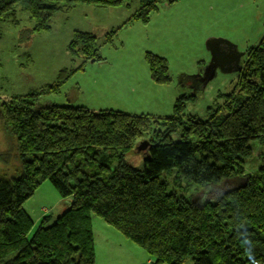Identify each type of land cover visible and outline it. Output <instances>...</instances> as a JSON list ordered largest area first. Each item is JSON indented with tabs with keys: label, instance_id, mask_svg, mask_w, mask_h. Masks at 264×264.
I'll use <instances>...</instances> for the list:
<instances>
[{
	"label": "trees",
	"instance_id": "obj_1",
	"mask_svg": "<svg viewBox=\"0 0 264 264\" xmlns=\"http://www.w3.org/2000/svg\"><path fill=\"white\" fill-rule=\"evenodd\" d=\"M130 1L0 0V40L2 24L20 26V9L32 23L30 36L51 31L61 12L110 10ZM153 10L158 6L148 2L134 17L147 25ZM115 35H107L109 42ZM68 51L82 54L85 63L100 61L97 37L90 33L75 32ZM244 57L235 89L206 121L184 119L186 102L195 95L176 99L170 118L36 108L37 95L57 93L85 63L62 70L53 85L26 97L0 96V128L15 139L21 163L18 176L0 173V264H96L93 215L142 248L153 264H264V152L254 172L246 166L252 142L264 147V39ZM146 61L156 84L172 83L166 59L146 53ZM151 130L139 171L125 155ZM10 158L0 153L7 165ZM113 158L119 159L114 169ZM173 173L179 186L215 187L217 195L202 204L169 191L161 176ZM46 181L61 198H71L70 206L52 225L44 217L28 239L34 222L24 204Z\"/></svg>",
	"mask_w": 264,
	"mask_h": 264
},
{
	"label": "rangeland",
	"instance_id": "obj_2",
	"mask_svg": "<svg viewBox=\"0 0 264 264\" xmlns=\"http://www.w3.org/2000/svg\"><path fill=\"white\" fill-rule=\"evenodd\" d=\"M144 2L131 0L126 6L104 11L76 7L69 12L57 14L51 31L30 36L27 33L32 28L29 15L18 10L20 26L15 27L11 23L1 25L0 96L10 101L18 96L26 97L53 85L62 70L79 69L85 59L82 54L71 56L68 45L75 32H84L97 37L100 61H87L57 93L37 95L36 108L50 105L79 106L87 108L91 114L113 111L141 116L144 115L145 108H149L154 102L157 106L164 96L163 93H155L147 85L151 76L149 78L146 53L166 59L171 84L176 92L183 74L188 77L203 75L204 78L211 61V52L206 47L208 38L223 39L234 45L240 54L258 46L264 39V0ZM148 2L156 3L158 11L153 10L149 23L144 25L134 16ZM168 25L169 29L166 28ZM112 31H116V35L109 42L107 35ZM244 61L245 57L242 58V63ZM239 74V71H224L220 67L216 70L215 77L201 86L200 92L189 90L186 96L196 97L195 100L186 102L184 119L193 117L199 121L208 120L210 114L222 106L226 97L233 92L239 81ZM180 97L178 95L176 99ZM173 113L174 110L168 116L159 117L170 118ZM152 134L153 130L145 134L125 155V160L136 170L145 169L143 151ZM172 140L179 142L180 133L173 134ZM15 144V139L0 128V153H9L11 156L8 165L0 161V173L19 175L21 163L15 158ZM252 150V158L246 163L249 172L258 168V158L264 152V147L252 142ZM118 162V158H113L111 167L114 169ZM175 176L176 173L172 176L163 174L161 180L168 183L169 191H176L194 203L203 204L217 195L215 187L203 189L198 185L189 186L184 181L179 186V180H174ZM70 200L71 198H61L50 182H43L34 196L24 204L25 211L34 222L28 239L32 238L44 218L42 208L48 210L46 217L49 216L48 224L52 225L69 209ZM92 229L94 234L97 233V264H128L131 258L138 261L137 254L126 252V247L122 244L125 238L95 215L92 216ZM108 240L113 244L110 248H106ZM135 247L141 251L140 257L141 253L144 257H149L142 248L137 245ZM185 264L193 263L188 260Z\"/></svg>",
	"mask_w": 264,
	"mask_h": 264
},
{
	"label": "crops",
	"instance_id": "obj_3",
	"mask_svg": "<svg viewBox=\"0 0 264 264\" xmlns=\"http://www.w3.org/2000/svg\"><path fill=\"white\" fill-rule=\"evenodd\" d=\"M100 10V9H99ZM112 10V9H110ZM104 11V10H103ZM170 25V23H168ZM169 25L166 26L167 29H169ZM210 39V38H208ZM94 63H96L94 61ZM227 66V65H225ZM228 68V67H226ZM149 78H150V74H149ZM196 77L192 76V77H188L187 74H183L182 79L177 87V91L175 92L173 89V84L170 85H159L156 84L154 81L150 79L147 80V85L150 87L151 90H153L155 93H163L164 96L163 98L160 100L159 104L156 106L155 102L154 104L149 108H145L144 109V115H158L156 117L159 116H168L172 113L173 107H174V103H175V99L176 97H178V95L181 96H186L187 93L190 91H194L196 90L200 85L201 82H198L195 80ZM203 86V84H202ZM179 88V90H178ZM166 89H170V91L168 92ZM79 107V106H78ZM148 113V114H147ZM143 115V114H142ZM163 118V117H162ZM71 201V200H70ZM70 201H68L70 203ZM69 205V204H68ZM47 211L45 208L41 209V213L43 215V217H46L47 215ZM50 219V218H49ZM40 221V220H39ZM97 233H95V237H96ZM124 242H122V244L125 245L126 247V252L130 251L133 254H137L139 256L138 261L136 262L135 259L131 258V262L128 264H153L154 263V259L150 258V257H144L141 253V257H140V250L135 247V245L133 243H130V241H128L127 239H123ZM94 242H95V238H94ZM106 248H110L113 244L110 243V241H106ZM121 246V245H120ZM96 264H97V256H96Z\"/></svg>",
	"mask_w": 264,
	"mask_h": 264
},
{
	"label": "water",
	"instance_id": "obj_4",
	"mask_svg": "<svg viewBox=\"0 0 264 264\" xmlns=\"http://www.w3.org/2000/svg\"><path fill=\"white\" fill-rule=\"evenodd\" d=\"M206 47H207L208 51L211 52V61L209 63L208 69L204 75V78H203V75H200V77L202 79L201 82H202L203 86L206 85L208 83V81L212 80L215 77L216 70L220 67L224 71L225 70L239 71L241 69L242 65L240 64V60H241V58L244 57L245 53L240 54V52L237 51V49L234 45L228 43L227 41H225L223 39L210 38L206 41ZM224 47H226L228 49V51H230L232 49L233 54L238 58V62H237L236 66L230 67V68L228 67L230 55L229 54L224 55L222 53V50ZM219 61H222L223 63L219 64L218 63ZM92 63H94V60L92 61ZM225 65H227V66H225ZM226 67H228V68H226ZM144 150H146V148Z\"/></svg>",
	"mask_w": 264,
	"mask_h": 264
},
{
	"label": "flooded vegetation",
	"instance_id": "obj_5",
	"mask_svg": "<svg viewBox=\"0 0 264 264\" xmlns=\"http://www.w3.org/2000/svg\"><path fill=\"white\" fill-rule=\"evenodd\" d=\"M222 53L224 54V55H230L229 56V68L230 67H234V66H236L237 65V62H238V58L233 54V51H232V49L230 50V51H228V49L226 48V47H224L223 48V50H222ZM227 60V59H226ZM219 64H222L223 62L222 61H219L218 62ZM240 64L242 65V58H241V60H240ZM196 81H198V82H201V77L199 76L197 79H195ZM202 82H201V85L196 89V91L197 92H200L201 91V89H202Z\"/></svg>",
	"mask_w": 264,
	"mask_h": 264
}]
</instances>
